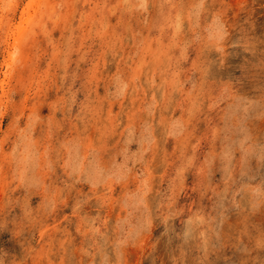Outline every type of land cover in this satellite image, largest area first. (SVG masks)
<instances>
[{"label":"rangeland","instance_id":"obj_1","mask_svg":"<svg viewBox=\"0 0 264 264\" xmlns=\"http://www.w3.org/2000/svg\"><path fill=\"white\" fill-rule=\"evenodd\" d=\"M28 2L0 0V264H264V0H52L14 52Z\"/></svg>","mask_w":264,"mask_h":264},{"label":"bare ground","instance_id":"obj_2","mask_svg":"<svg viewBox=\"0 0 264 264\" xmlns=\"http://www.w3.org/2000/svg\"><path fill=\"white\" fill-rule=\"evenodd\" d=\"M14 1V0H13ZM64 2V1H63ZM70 2V1H69ZM243 2V1H242ZM141 3V2H140ZM144 4H145V2H144ZM202 4V3H201ZM200 4V5H201ZM55 5V4H54ZM148 5V4H147ZM15 6H17V4H15L14 2L13 3H11L10 2V4H8V9L5 11V12H7V11H9V10H11L12 8H14ZM58 6V5H57ZM68 6V5H67ZM67 6H66V8H67ZM138 6H140V5H138ZM170 6V5H169ZM73 7V6H72ZM141 7V6H140ZM139 7V8H140ZM146 7V6H145ZM144 7V8H145ZM178 7V6H177ZM181 7V6H180ZM201 7V6H200ZM53 8H54V6L52 5V0H29V2H28V4H27V6L26 7H24V9L22 10V12L20 13V21H19V23L16 25H12V27H10V24H9V22H8V24L6 25L7 26V28L9 29V31H11V33H10V35H9V33H8V35L9 36H11L10 38H14L15 40V42H17L18 43V41H21V42H23V40L24 39H26V37L27 38H29V39H32L33 41H35V40H37V37H36V32L32 29V27H33V22H34V20L35 19H37V17H39V16H41L43 13H45V12H52L53 11ZM143 8V9H144ZM147 8V7H146ZM159 8V7H158ZM74 9V8H73ZM160 9V8H159ZM191 9H194V8H191ZM202 9V8H201ZM67 10V9H66ZM145 10V9H144ZM164 10V9H163ZM174 10V9H173ZM132 11V10H131ZM143 11V10H142ZM196 11V10H195ZM50 12V13H51ZM71 12H72V10H71ZM98 12V11H97ZM167 12V11H166ZM174 12V11H173ZM192 12V11H191ZM56 13V12H55ZM72 13H74V12H72ZM118 13H120V12H118ZM117 13V14H118ZM142 13V12H141ZM155 13V12H154ZM157 13V12H156ZM159 13V12H158ZM158 13H157V15H158ZM161 13V12H160ZM165 13V12H164ZM168 13V12H167ZM179 13V12H178ZM1 14V13H0ZM49 14V13H48ZM168 14H170V13H168ZM174 15L175 14H177L176 12L175 13H173ZM189 14V13H188ZM69 15V14H68ZM124 15V14H123ZM153 15V14H152ZM167 15V14H166ZM51 16V15H50ZM125 16V15H124ZM164 16V15H163ZM196 16V15H195ZM44 17V16H43ZM42 17V18H43ZM67 17V16H66ZM160 17V16H159ZM168 17V16H167ZM175 17V16H174ZM219 17V16H218ZM41 18V17H40ZM123 19H124V17H122ZM151 18V17H150ZM170 18V17H169ZM217 18V17H216ZM221 18V17H220ZM5 19V18H4ZM52 19V18H51ZM212 19V18H211ZM218 19V18H217ZM8 20V19H7ZM43 20V19H42ZM61 20V19H60ZM69 20V19H68ZM87 20V19H86ZM169 20V19H168ZM3 21V20H2ZM4 21H6V19L4 20ZM122 21V20H121ZM124 21V20H123ZM122 21V22H123ZM126 21V20H125ZM124 21V22H125ZM37 22V21H36ZM45 22V21H44ZM48 22V21H47ZM120 22V21H119ZM154 21L152 20V23H153ZM165 22V21H164ZM163 22V23H164ZM150 23V22H149ZM173 23V22H172ZM14 24V23H13ZM118 24V23H117ZM116 24V25H117ZM121 24V23H120ZM174 24H175V22H174ZM174 24H173V26H174ZM184 24V23H183ZM182 24V25H183ZM198 24V23H197ZM212 24V23H211ZM223 24V23H222ZM221 24V25H222ZM35 25V24H34ZM115 25V26H116ZM122 25V24H121ZM120 25V26H121ZM158 25V24H157ZM209 25V24H208ZM5 25H3V27H4ZM77 26V25H76ZM36 27V26H35ZM126 27V26H125ZM156 27V26H155ZM14 28V29H13ZM37 28V27H36ZM39 28L42 30V28L39 26ZM89 29V28H88ZM125 29V28H124ZM153 29V28H152ZM183 29H184V27H183ZM192 29V28H191ZM2 30V29H1ZM157 30H159V29H157ZM18 31V34L20 33V31L22 32V34H20V35H18L17 37H16V33L15 32H17ZM82 31V30H81ZM88 31H90V30H88ZM122 31H123V29H122ZM160 31V30H159ZM206 31V30H205ZM4 32V31H3ZM13 32V33H12ZM118 32V31H117ZM209 32V31H208ZM7 33V32H6ZM40 33V32H39ZM122 33V32H121ZM26 34V35H25ZM53 35V34H52ZM80 35H81V33H80ZM82 35H83V33H82ZM108 35V34H107ZM149 35V34H148ZM177 36H178V34H176ZM199 35V34H198ZM15 36V37H14ZM41 36V35H40ZM94 36V35H93ZM213 36V35H212ZM88 37V36H87ZM108 37V36H107ZM159 37V36H158ZM175 37V36H174ZM42 38V37H41ZM52 38H53V36H52ZM81 38V37H80ZM83 38V37H82ZM163 38V37H162ZM169 38H170V35H169ZM139 39V38H138ZM149 39V38H148ZM197 39V38H196ZM208 39V38H207ZM166 40V39H165ZM53 41V40H52ZM107 41V40H106ZM105 41V42H106ZM152 41V40H151ZM176 41V40H175ZM218 41V40H217ZM157 42V41H156ZM186 42V41H185ZM209 42V41H208ZM211 42V41H210ZM160 43H161V41H160ZM214 43V42H213ZM10 44V43H9ZM105 44V43H104ZM109 44V43H108ZM107 44V45H108ZM134 44V43H133ZM138 44V43H137ZM143 44V43H142ZM163 44V43H162ZM162 44H161V48H162ZM209 44V43H208ZM30 45V44H29ZM82 45V44H81ZM114 45V44H113ZM145 45L147 46V44L145 43ZM110 46V45H109ZM115 46V45H114ZM156 46V45H155ZM164 46V45H163ZM15 50L17 49H20L21 47L19 46V43L18 44H14L13 46H12ZM11 47V48H12ZM154 47V46H153ZM157 47H158V45H157ZM78 48V47H77ZM80 48V47H79ZM111 48V47H110ZM147 49H148V47H147ZM155 49V48H154ZM17 50L16 51H14V52H17ZM149 50H150V48H149ZM160 50H163V49H160ZM61 51V50H60ZM91 51V50H90ZM151 51H153V50H151ZM158 51V50H157ZM156 51V52H157ZM27 52V51H26ZM59 52V51H58ZM83 52V51H82ZM130 52V51H129ZM93 53V52H92ZM137 53V52H136ZM144 53V52H143ZM151 53H153V52H151ZM160 53V52H159ZM11 54H13V53H11ZM15 54V53H14ZM145 54V53H144ZM153 54H155L156 55V53H153ZM167 54V53H166ZM146 55V54H145ZM148 55V54H147ZM162 55V54H161ZM13 56V55H12ZM16 56H17V54H16ZM132 56V55H131ZM56 56H55V54H54V58H55ZM162 57V56H161ZM165 57V56H164ZM197 57V56H196ZM10 58L12 59V57L10 56ZM98 58V57H97ZM144 58V57H143ZM142 58V60H144ZM149 58L150 57H148V60H149ZM155 58H156V56H155ZM53 59V58H52ZM152 59V58H151ZM163 60H164V58H162ZM13 60H14V57H13ZM132 60H134V59H132ZM141 60V61H142ZM146 61H147V59H145ZM144 60V61H145ZM158 60H159V58H158ZM161 60V59H160ZM92 61V60H91ZM143 61V62H144ZM153 61H155V60H153ZM167 61V60H166ZM105 62V61H104ZM138 62H140V61H138ZM152 62V61H151ZM157 62V61H156ZM136 63V62H135ZM153 63V62H152ZM166 63V62H165ZM16 64H18V63H16ZM94 64V63H93ZM142 64V63H141ZM144 64H145V62H144ZM147 64H149V63H147ZM158 64H159V62H158ZM171 64V63H170ZM14 65V64H13ZM17 66V65H16ZM48 66V65H47ZM139 66V65H138ZM144 66H146V65H144ZM149 66V65H148ZM150 66H152V65H150ZM18 67V66H17ZM58 67V66H57ZM141 67V66H140ZM143 67V66H142ZM14 68V67H13ZM144 68H146V67H144ZM156 68V67H155ZM170 68V67H169ZM16 69V68H15ZM149 69V68H148ZM153 69V68H152ZM25 70V69H24ZM85 70V69H84ZM142 71L144 70L143 68L141 69ZM147 70V69H146ZM15 71V70H14ZM22 71H23V69H22ZM21 71V72H22ZM142 71H141V73H142ZM12 72V71H11ZM25 72V71H24ZM137 72V71H136ZM147 71H145V73H146ZM48 73V72H47ZM149 73V72H148ZM11 74V73H10ZM158 74V73H157ZM40 75V74H39ZM142 75V74H141ZM146 75V74H145ZM150 75V74H149ZM159 75V74H158ZM20 76V75H19ZM26 76H28V75H26ZM34 76V75H33ZM138 76H140V74L138 75ZM147 76V75H146ZM146 76H144V77H146ZM24 76H22V78H23ZM86 77V76H85ZM141 77V76H140ZM10 76L9 75H7L6 76V78L2 81V85L3 86H5V85H7V84H9L10 83ZM147 78V77H146ZM67 79V78H66ZM91 80V79H90ZM124 80V79H123ZM138 80H139V78H138ZM22 82H23V80H21ZM92 81V80H91ZM113 81V80H112ZM150 81V80H149ZM18 82H19V80H18ZM17 82V83H18ZM71 83V82H70ZM29 84V83H28ZM44 84V83H43ZM52 84V83H51ZM151 84V83H150ZM218 84V83H217ZM27 85V84H26ZM74 85V84H73ZM85 85V84H84ZM22 86V85H21ZM31 87V86H30ZM3 88V87H2ZM5 92V91H4ZM117 92V91H116ZM36 93V92H35ZM94 93V92H93ZM3 94V93H2ZM44 94V93H43ZM89 94V93H88ZM136 94V93H135ZM13 95V94H12ZM29 95V94H28ZM94 95V94H93ZM144 95V94H143ZM8 96V95H7ZM9 97H10V95H9ZM123 97V96H122ZM2 98V97H1ZM154 98V97H153ZM152 99V98H151ZM194 100V99H193ZM121 101V100H120ZM114 102V101H113ZM82 103V102H81ZM21 104V103H20ZM151 104V103H150ZM151 106V105H150ZM153 107V106H152ZM130 108V107H129ZM146 108V107H145ZM175 108H176V106H175ZM31 109H33V108H31ZM81 109V108H80ZM23 110V109H22ZM129 110V109H128ZM139 110V109H138ZM14 111V110H13ZM140 111V110H139ZM34 114V113H33ZM126 114V113H125ZM124 114V115H125ZM33 117V116H32ZM141 117V116H140ZM0 118H2V116L0 117ZM98 118V117H97ZM187 118V117H186ZM141 120V119H140ZM157 120V119H156ZM184 120V119H183ZM1 122H2V120H1ZM91 122V121H90ZM140 122V121H139ZM176 122V121H175ZM110 123V122H109ZM185 123V122H184ZM189 123V122H188ZM30 124V123H29ZM150 124V123H149ZM183 124V123H182ZM181 124V125H182ZM112 125V124H111ZM110 125V126H111ZM145 125V124H144ZM136 126V125H135ZM185 126V125H184ZM182 127H183V125H182ZM85 129V128H84ZM169 129V128H168ZM49 130V129H48ZM174 130V129H173ZM95 131V130H94ZM182 131V130H181ZM129 132V131H128ZM16 136H18V135H16ZM25 136V135H24ZM133 136V135H132ZM26 137V136H25ZM172 137V136H171ZM180 137V136H179ZM95 140V139H94ZM93 140V141H94ZM32 141V140H31ZM1 142V141H0ZM13 142V141H12ZM91 142H92V140H91ZM118 142V141H117ZM35 143V142H34ZM94 144H95V142H93ZM18 144V143H17ZM91 145V144H90ZM142 145V144H141ZM93 147V146H92ZM126 147V146H125ZM30 148V147H29ZM93 149H95L94 147H93ZM9 157V156H8ZM6 161V160H5ZM21 161V160H20ZM115 161V160H114ZM34 162V161H33ZM126 162V161H125ZM110 164V163H109ZM9 171V170H8ZM119 173V172H118ZM124 175V174H123ZM122 175V176H123ZM1 176V175H0ZM7 176V175H6ZM108 178V177H107ZM23 179V178H22ZM95 184V183H94ZM110 188V187H109ZM41 237V236H40Z\"/></svg>","mask_w":264,"mask_h":264}]
</instances>
